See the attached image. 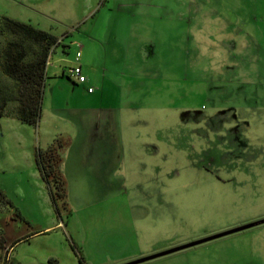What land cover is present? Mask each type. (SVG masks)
Returning <instances> with one entry per match:
<instances>
[{
    "label": "rangeland",
    "instance_id": "374dc122",
    "mask_svg": "<svg viewBox=\"0 0 264 264\" xmlns=\"http://www.w3.org/2000/svg\"><path fill=\"white\" fill-rule=\"evenodd\" d=\"M0 15L58 39L37 121L0 116V233L27 234L0 264H119L264 217V0H0ZM56 142L53 200L35 153ZM134 264H264V222Z\"/></svg>",
    "mask_w": 264,
    "mask_h": 264
},
{
    "label": "trees",
    "instance_id": "16d2710c",
    "mask_svg": "<svg viewBox=\"0 0 264 264\" xmlns=\"http://www.w3.org/2000/svg\"><path fill=\"white\" fill-rule=\"evenodd\" d=\"M0 73L7 77L8 83L0 81V116H13L18 120L34 124L39 115L44 69L51 46L58 43L57 36L29 22L0 15ZM60 143H50L37 149L35 162L41 177L53 185L50 194L53 200L63 198L64 179L58 164ZM0 202L11 206L10 200L0 189ZM13 214V213H11ZM17 217L21 218L17 211ZM27 234L11 239L5 244V236L0 233V248H8ZM79 257V253L75 251ZM8 258V257H7ZM80 263V258L78 259ZM11 261V260H10ZM12 264H18L11 261ZM48 264H53L50 259Z\"/></svg>",
    "mask_w": 264,
    "mask_h": 264
},
{
    "label": "water",
    "instance_id": "95a60500",
    "mask_svg": "<svg viewBox=\"0 0 264 264\" xmlns=\"http://www.w3.org/2000/svg\"><path fill=\"white\" fill-rule=\"evenodd\" d=\"M260 222H264V217H261V218H258V219H255V220H252V221H249V222H245V223H242V224H239V225L227 228V229H223V230H220V231H217V232H214V233H211V234L199 237V238H195V239H192V240H189V241H186V242L175 244V245L169 246L167 248H164V249H161V250L149 253V254H145V255H142V256H138L136 258L127 260L125 262H121L119 264H134V263H137V262H141L143 260H147V259L159 256V255H162V254H165V253H168V252H172V251L181 249L183 247H186V246H189V245L201 242V241H205L207 239H210V238H213V237H217V236H220V235L232 232V231H236L238 229H242V228H245V227L254 225L256 223H260Z\"/></svg>",
    "mask_w": 264,
    "mask_h": 264
},
{
    "label": "crops",
    "instance_id": "0c3cea01",
    "mask_svg": "<svg viewBox=\"0 0 264 264\" xmlns=\"http://www.w3.org/2000/svg\"><path fill=\"white\" fill-rule=\"evenodd\" d=\"M49 58V57H48ZM56 67V66H55ZM61 72L59 73V74H61V73H63L64 72V70H63V68H61V70H60ZM54 74V73H53ZM56 75H54V77H55ZM56 78H58L57 80L58 81H60L59 82V85L58 86H60V85H62V86H64V87H59V90H63V94L65 93H67V98L68 99H70L71 98V96H73L74 94H76V83L74 82V81H72V84H71V86L68 84V82L65 80V78H63V76L62 75H58ZM60 79H63V81L62 80H60ZM103 80H104V78H103ZM102 80V82L100 83V92H98L99 94L100 93H102V91H103V87H104V81ZM83 82V81H82ZM81 82V83H82ZM83 87V89H85V91H86V95H89V96H93L92 95V93L94 92V88L91 90V91H87V89H86V87L88 86V84H85V86L84 85H82ZM90 86V85H89ZM58 89H57V87L56 88H54V94L55 93H59L60 94V92L59 91H57ZM67 92H66V91ZM96 96V94L93 96V97H95ZM54 102L55 103H60V101H56V99L54 98ZM131 107V106H130ZM97 140H99L100 142L99 143H101V145H102V147L103 148H105L104 146H103V144H102V141H104V143H106L107 142V140H106V138H105V136H104V133L103 134H100V136H98L97 137ZM100 151V150H99ZM17 237H19V236H17ZM15 238V237H14ZM10 248V247H9ZM9 248H8V250H9ZM7 257H8V259H10L11 261H12V259L8 256V251H7ZM54 264V263H53Z\"/></svg>",
    "mask_w": 264,
    "mask_h": 264
},
{
    "label": "built area",
    "instance_id": "2783aa9c",
    "mask_svg": "<svg viewBox=\"0 0 264 264\" xmlns=\"http://www.w3.org/2000/svg\"><path fill=\"white\" fill-rule=\"evenodd\" d=\"M78 56H79V52L76 50L74 53V59L77 60ZM47 60H48V57H47ZM47 60H46V63H47ZM67 72L69 75H73L75 80L78 82H82L85 79L84 75L80 71V66L78 63L74 64L72 66H69L67 68ZM86 89H87V91H91L93 89V87L88 85L86 87Z\"/></svg>",
    "mask_w": 264,
    "mask_h": 264
}]
</instances>
